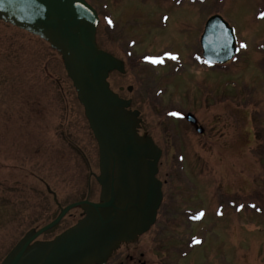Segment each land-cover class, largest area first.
Wrapping results in <instances>:
<instances>
[{
    "label": "rangeland",
    "instance_id": "rangeland-1",
    "mask_svg": "<svg viewBox=\"0 0 264 264\" xmlns=\"http://www.w3.org/2000/svg\"><path fill=\"white\" fill-rule=\"evenodd\" d=\"M93 1L101 6L99 0ZM105 1H109V13L121 25L122 35L139 40L137 52L155 54L154 57L172 50L169 56L180 60L170 62L162 57L163 67L156 68L160 74L155 78L150 67L140 66L146 57L136 54L128 57L133 60L127 64L125 76H112L115 88L134 86L133 108L141 111L145 130L164 149V161L181 163V178L192 187L186 203L183 195L178 196L180 192L173 198L175 209H190L185 217L171 219L170 225L176 230L169 234V238L173 237L170 245L177 249L175 254L170 253V263L264 264V0H211L202 6L203 10L190 8L185 1L180 6L173 0L168 5L164 0ZM211 14L221 16L234 29L240 49L234 61L221 67L220 72L204 73L199 68V59L202 64L204 61L198 41ZM106 41L102 43L108 44ZM45 48L42 40L0 27V81L5 80V89L11 86L8 82L29 81V66L44 62L60 83L53 86L52 100L60 96V87L69 88L54 50L46 56ZM168 66L172 73L166 74L168 70L164 68ZM146 70L153 76L147 78ZM38 76L42 78V73L38 72ZM220 91L228 103H213ZM123 95L129 96L126 91ZM69 107L70 119L76 120L71 101ZM167 110L172 111L166 116L159 114ZM182 111L197 117L210 147L204 146L206 140L202 138H181L179 128L187 129L179 117ZM9 118L12 117L5 118L0 127L8 125ZM172 124L174 140L165 135ZM83 133L84 144L88 145L91 133L84 123ZM17 207L24 206H17L13 184H0V259L25 232L19 226L24 217ZM193 220L194 231L187 227V222ZM165 221L163 216L160 225ZM192 231L191 240L187 235ZM187 242L198 246H192L187 259L180 260V252L187 251Z\"/></svg>",
    "mask_w": 264,
    "mask_h": 264
},
{
    "label": "flooded vegetation",
    "instance_id": "flooded-vegetation-1",
    "mask_svg": "<svg viewBox=\"0 0 264 264\" xmlns=\"http://www.w3.org/2000/svg\"><path fill=\"white\" fill-rule=\"evenodd\" d=\"M85 1L97 12L99 18L96 32L97 47L124 63V74L117 71L110 73V87L120 98L131 101L130 110L139 111L133 108L135 99L131 97V93L135 91L134 86H129L128 88L118 86L115 88L114 81L112 82V76H125L127 73V64L133 60V58L129 59L128 57H133L137 54L146 57L144 61L140 62V66L150 67L149 69L154 71L155 78H157L160 73L156 68L162 66V57H165L170 62L177 60V58L173 57L174 55L169 56L174 51L167 50L168 53L163 52L154 57L152 55L155 54H149L148 52L141 54L137 52L136 48L139 40L136 38L128 39L122 35L121 25L109 13V1L99 0L101 6H98L93 0ZM140 1L147 2L148 0ZM164 1L168 5L172 0ZM183 1L189 3L188 6L190 8L201 7L202 9L204 8L202 6L208 5L211 0H202L199 3H194L191 0H173L179 6ZM99 9L105 10L106 13L102 14ZM214 15L211 14L209 18ZM109 20H111V23H109ZM17 29L21 30L19 28ZM21 31L33 38L42 40L27 31ZM105 39L108 44L102 43ZM200 41L201 39L198 41L199 49L201 56H203ZM42 42L44 46H49L48 50L45 48L47 56V53L51 52V47L44 40ZM48 57H50V54ZM193 62L195 63L194 60ZM198 62L201 65L199 68L204 73L208 70L220 72L221 67L224 66L207 64L205 61L202 64L201 59ZM29 69L32 73L31 76L26 77L29 81L8 82L11 85L8 89H5V80L0 81V123L9 116L13 118H9L10 123L8 125L0 127V184H13L17 206L25 207L28 205L25 208L17 207V210L24 217L19 226L25 228V232L14 247L27 234L31 232L37 233L46 227L50 228L41 233L32 243L51 242L61 234L74 228L87 215L85 208L80 204L84 202L99 204L103 190L99 182L101 175L99 146L89 128L84 108L78 100L76 90L65 68L64 72L71 83L67 90L60 87V96L58 94L55 100H52L53 86L55 84L56 87L60 83L59 80L54 79L55 76L50 70L51 67L44 62L43 65L29 66ZM165 69L168 70L166 74L172 73V69L170 70L169 66ZM38 72L42 73V78L38 76ZM145 75L148 78L152 74L146 70ZM53 79L54 83L52 81ZM208 86H211V84L208 83ZM125 91L128 92L129 96L123 95ZM72 93L75 95V98L72 96ZM213 100L214 104L228 103V99H225V96L221 98V91L220 96L214 97ZM69 101L72 102L73 109L76 112V120L70 119L69 117ZM209 104H212V101ZM235 105L238 106V102ZM241 105L242 101L239 106ZM168 111L172 110L163 111V113L159 114L166 116ZM139 113L140 119L142 120L139 134H147L150 136L162 151L158 163L157 175L158 180L162 184V204L158 210L155 224L146 233L138 236L135 240L122 242L108 258L93 264H171L169 258L172 255L170 253L175 254L177 249L175 246H173L174 248L171 246L173 244L171 243L173 237L169 238V234L176 230L174 226L170 225L171 219L176 220L178 216L183 218L189 213V207L184 209L174 208L176 203V199H173L174 196L180 192L178 196L183 195V202L186 203V195L192 190L188 182L181 178V163L179 161L166 162L163 160L164 149L145 130L144 122L141 118V111ZM188 114H192L196 118L197 123L193 124L187 121L186 117ZM60 115H63L64 118L63 116L60 118ZM179 117L187 125V129L179 125L181 126L179 128L181 138L185 135H192L191 138L193 139L202 138L206 140V143H204L206 148L211 146L209 139L206 138L204 126L192 112L185 113L182 111ZM83 118L87 122L94 141V143L90 141L91 143L89 142V145L84 144ZM18 122L19 125H17ZM173 125L165 130V135H168V137L174 140ZM198 127L202 128L201 133L197 130ZM7 135L11 139H8ZM169 141L172 142L171 140ZM239 146L241 147V144ZM163 216H165L166 221L161 226L160 220ZM192 222L194 220L187 222V227H192L194 231L196 222ZM193 231L191 232L192 235L191 233L187 235L191 240L194 238ZM200 238L197 237L196 239ZM201 241L204 242V240ZM192 244L193 242H187V251L183 250L180 252V260L187 259V255L191 252L192 246H198ZM8 254L0 259V264L3 263ZM1 255L0 248V257ZM172 260L175 261L174 258Z\"/></svg>",
    "mask_w": 264,
    "mask_h": 264
},
{
    "label": "water",
    "instance_id": "water-1",
    "mask_svg": "<svg viewBox=\"0 0 264 264\" xmlns=\"http://www.w3.org/2000/svg\"><path fill=\"white\" fill-rule=\"evenodd\" d=\"M0 21L5 22H0V27L30 36L8 24L25 30L60 54L54 51L99 146L103 188L99 204H80L87 215L74 228L51 242L32 243L50 227L31 232L2 264H93L105 260L122 242L135 240L155 224L163 200L157 178L162 151L150 136L139 134V111L130 110L131 101L120 98L108 81L113 71L125 73L124 63L97 47L99 18L85 0H0ZM201 47L207 63H229L238 52L234 29L221 16H212ZM186 120L197 123L192 114ZM83 123L91 133L84 118ZM197 130L202 132V128ZM90 141L94 143L88 136V145Z\"/></svg>",
    "mask_w": 264,
    "mask_h": 264
},
{
    "label": "snow or ice",
    "instance_id": "snow-or-ice-1",
    "mask_svg": "<svg viewBox=\"0 0 264 264\" xmlns=\"http://www.w3.org/2000/svg\"><path fill=\"white\" fill-rule=\"evenodd\" d=\"M261 15L264 16V13H262ZM109 23H111V20H109ZM149 59H152V58H149ZM154 62H156V61H154Z\"/></svg>",
    "mask_w": 264,
    "mask_h": 264
}]
</instances>
